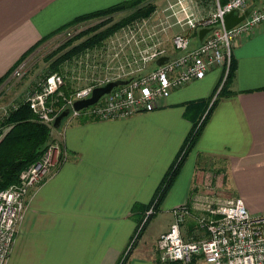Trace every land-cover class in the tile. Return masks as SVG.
Masks as SVG:
<instances>
[{
  "label": "crops",
  "instance_id": "0c3cea01",
  "mask_svg": "<svg viewBox=\"0 0 264 264\" xmlns=\"http://www.w3.org/2000/svg\"><path fill=\"white\" fill-rule=\"evenodd\" d=\"M122 1L0 0V77L44 35ZM231 58L233 93L217 99L158 205L167 215L163 227L137 241L125 264H161L157 236L172 222L174 208L197 212L196 199L240 197L249 214L264 212V21L234 40ZM220 74L211 69L126 118H70L54 129L57 162L29 190L6 264H118L136 232V209L150 202L192 123L204 115L185 104L208 98Z\"/></svg>",
  "mask_w": 264,
  "mask_h": 264
},
{
  "label": "built area",
  "instance_id": "2783aa9c",
  "mask_svg": "<svg viewBox=\"0 0 264 264\" xmlns=\"http://www.w3.org/2000/svg\"><path fill=\"white\" fill-rule=\"evenodd\" d=\"M196 6V0H174L167 7L165 19L172 18L183 30L171 37V46L176 52L174 56L166 54L165 49L158 45L146 47L140 64L149 63L152 67L136 73L128 78L127 84L112 88L86 108L74 111L71 104L88 97L94 86L122 79L127 72L103 77L94 84L77 87L66 95L60 91L62 74L52 72L45 75L36 83L35 89L23 97L34 120L54 130L52 120L64 108L70 109L69 118L82 115L91 120L122 119L152 109L158 98L201 79L211 69L219 68L223 79L234 40L251 33L264 21V0H224L223 3L213 0L212 10L207 14L197 13ZM244 10L247 13L241 21L229 29L224 28V14L230 11L241 14ZM200 28L210 29L198 41L197 31ZM72 30L65 31L66 36ZM161 56H166V60L158 65L155 61ZM20 70L21 66L16 67L10 79L19 76ZM56 95L61 96L60 106L54 99ZM6 112L3 110L2 115ZM59 152L57 141L47 143L41 156L18 173L17 181L0 190V264L7 262L29 190L51 174ZM193 207L197 212L192 213L187 205L171 210L172 222L155 241L159 263L264 264V212L249 214L240 197L218 200L203 197L196 199ZM151 211L150 206L145 215ZM185 217L193 218L198 232L187 238H183L180 231Z\"/></svg>",
  "mask_w": 264,
  "mask_h": 264
},
{
  "label": "trees",
  "instance_id": "16d2710c",
  "mask_svg": "<svg viewBox=\"0 0 264 264\" xmlns=\"http://www.w3.org/2000/svg\"><path fill=\"white\" fill-rule=\"evenodd\" d=\"M199 2L204 5L211 3L210 0H199ZM223 2L224 0H219V3ZM152 10L153 5H151L150 0H126L107 8L94 10L76 16L68 23L51 31L47 35H44L37 43L33 44L28 50H26L19 57L16 63L0 77V85L29 54H31L40 44L57 33H60L68 28L79 26L80 24H84L86 22L96 21L91 26L79 30L70 38H66L51 53L44 55L43 60L47 63V73H51L53 71L59 72L60 66L65 59L78 54L86 48L100 44L101 41L116 27L127 24L135 19L145 17ZM122 11H126L127 13L119 20L110 21L113 14ZM74 40L79 41L72 45ZM233 74L234 62L232 58H230L225 77L221 80L222 76L220 75L212 94L206 99H198L185 104L186 108L188 107L195 110L198 109L199 112H203L202 114L200 113V115H204L201 117L202 119L199 122L194 121L192 123V126L185 136L176 157L170 163L156 186L150 202L146 205L139 206V208L136 209L138 210L135 212V214L138 215L136 221V232L126 253L119 260L118 264H125L129 250L138 238L140 231L148 221V218L158 211V205L177 176L186 155L196 142L205 119L217 99L221 96L233 93L229 89ZM62 88L64 87H61V89ZM215 91L216 94L213 96ZM57 105L60 106V103ZM78 119L88 120L90 118L80 115V118ZM50 130L49 126L34 120L27 103L24 102L23 99L19 100L15 105H12L7 110L6 114L0 118V190L16 182L18 173L41 156L48 141L51 139ZM150 206L152 207V211L150 214L145 216V212ZM188 230L191 232L190 228H188ZM189 234L188 236H192L191 233ZM165 264L181 263L170 262Z\"/></svg>",
  "mask_w": 264,
  "mask_h": 264
},
{
  "label": "rangeland",
  "instance_id": "374dc122",
  "mask_svg": "<svg viewBox=\"0 0 264 264\" xmlns=\"http://www.w3.org/2000/svg\"><path fill=\"white\" fill-rule=\"evenodd\" d=\"M173 1L174 0H150L151 5H153V10L148 15L116 27L101 41L100 44L86 48L78 54L65 59L60 66V71L58 72L63 76L62 87L64 88L60 90L61 93L64 95L66 92H70L77 87L94 84L97 80L103 79V77L109 78L115 76L117 73L127 72L122 79H128L135 76L138 72L142 73L148 70L152 67V64H140L143 51L148 46L158 45L159 47H163L165 49L166 54L174 56L176 52L171 46V37L183 30L182 27L175 24L172 18L168 17L165 19L168 15L167 7ZM196 1L197 6L195 11L197 13L207 14L212 10V3L204 5L203 3H199V0ZM126 13V11L115 13L112 15V19L110 21L119 20ZM95 22L96 21L86 22L84 24H80L79 26L81 27L75 26L57 33L55 37L53 36V39H49V41H47V43L43 46L40 45L38 50L34 51L33 54L24 60V65L20 70V75L13 77L0 85V118L3 116V110L7 111L12 105H15L19 100L23 99L26 94L35 89L34 87L38 81L42 80L45 75L49 74L47 73V63L43 60L44 55L51 53L66 38H70L79 30L85 29ZM70 29L73 30L66 36L65 31ZM78 41L74 40L72 45ZM193 43L194 41L192 44ZM138 68L140 70H138ZM217 69L220 70L219 68ZM215 94L216 91L213 96H215ZM60 98L61 96L57 95L54 97L57 101L56 104L60 103ZM74 118L78 119L80 118V115ZM65 121L67 123L70 121L69 116L62 120L60 126ZM53 134L54 131L51 130V139L48 143L57 141L53 139ZM191 158V154L186 158L184 164L185 167L188 166ZM211 165L212 164H210V167ZM216 166H218V164H215V167ZM219 179L222 180V178ZM208 183L211 182L209 181ZM223 195L224 194H220L217 196L224 197ZM165 214V212L162 213V211L160 212L159 210L148 218V221L140 231V234L132 245V248H134L137 241L139 242L140 240H145L151 232L163 227L167 216ZM190 221L192 225L183 223L180 227L183 238H187L189 233L195 235L197 232L196 226H193V219ZM188 228L191 229V232H189ZM131 242L132 239L130 240L128 247Z\"/></svg>",
  "mask_w": 264,
  "mask_h": 264
},
{
  "label": "water",
  "instance_id": "95a60500",
  "mask_svg": "<svg viewBox=\"0 0 264 264\" xmlns=\"http://www.w3.org/2000/svg\"><path fill=\"white\" fill-rule=\"evenodd\" d=\"M246 13H247V10H244L241 14H237V13L232 12V11L227 12L226 14H224V16H223L224 28L225 29H229L232 26H234L236 23H238L239 21H241L243 19V17L246 15ZM209 29L210 28H200L197 31V39H198V41H200L202 39L203 35L207 31H209ZM164 60H166V56H161V57L156 59L155 63L159 65ZM10 75L2 83L7 82L10 79ZM127 82H128V79H118L117 78V79H114V80L107 81V82H105L102 85L94 86L91 89L90 95L88 97L83 98V99H79V100H75L74 102H72L71 108L74 111H78V110H81L83 108H86V107L94 104L101 96H103L104 94L108 93L112 88H114L116 86L125 85V84H127ZM69 111H70L69 108H64V109L60 110L54 116V118L52 120V127L53 128H58L60 126L62 120L65 119L68 116Z\"/></svg>",
  "mask_w": 264,
  "mask_h": 264
}]
</instances>
